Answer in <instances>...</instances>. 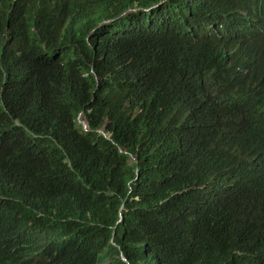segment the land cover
I'll list each match as a JSON object with an SVG mask.
<instances>
[{"label":"trees","instance_id":"1","mask_svg":"<svg viewBox=\"0 0 264 264\" xmlns=\"http://www.w3.org/2000/svg\"><path fill=\"white\" fill-rule=\"evenodd\" d=\"M262 16L0 0V264H264Z\"/></svg>","mask_w":264,"mask_h":264},{"label":"clouds","instance_id":"2","mask_svg":"<svg viewBox=\"0 0 264 264\" xmlns=\"http://www.w3.org/2000/svg\"><path fill=\"white\" fill-rule=\"evenodd\" d=\"M259 35H260V38L262 39V41H264V16L260 17V19H259ZM78 122L80 124H82V126H83L84 129H86V124L83 121L78 120Z\"/></svg>","mask_w":264,"mask_h":264},{"label":"water","instance_id":"3","mask_svg":"<svg viewBox=\"0 0 264 264\" xmlns=\"http://www.w3.org/2000/svg\"><path fill=\"white\" fill-rule=\"evenodd\" d=\"M84 125H85V124H84ZM121 219H122V216H120V220H119L118 222H120ZM122 259H123L124 261H126V259H125L124 257H122Z\"/></svg>","mask_w":264,"mask_h":264}]
</instances>
